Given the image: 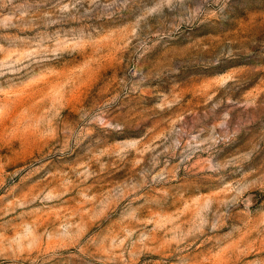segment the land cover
<instances>
[{
  "label": "rangeland",
  "instance_id": "1",
  "mask_svg": "<svg viewBox=\"0 0 264 264\" xmlns=\"http://www.w3.org/2000/svg\"><path fill=\"white\" fill-rule=\"evenodd\" d=\"M0 264H264V0H0Z\"/></svg>",
  "mask_w": 264,
  "mask_h": 264
}]
</instances>
